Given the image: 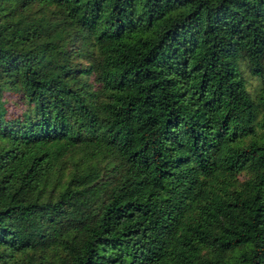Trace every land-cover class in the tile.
<instances>
[{"label":"trees","instance_id":"16d2710c","mask_svg":"<svg viewBox=\"0 0 264 264\" xmlns=\"http://www.w3.org/2000/svg\"><path fill=\"white\" fill-rule=\"evenodd\" d=\"M0 264H264V0H0Z\"/></svg>","mask_w":264,"mask_h":264},{"label":"rangeland","instance_id":"374dc122","mask_svg":"<svg viewBox=\"0 0 264 264\" xmlns=\"http://www.w3.org/2000/svg\"><path fill=\"white\" fill-rule=\"evenodd\" d=\"M247 75L249 76V88L254 87L257 84V79L254 76H250L246 70ZM3 98L5 100L6 105L8 106V110L11 112H15L21 109V105H24L23 100L20 99L17 93L4 91ZM73 162V158L68 156L66 160L62 163V167H57L54 172L51 174L50 179L55 182H63L71 169Z\"/></svg>","mask_w":264,"mask_h":264}]
</instances>
